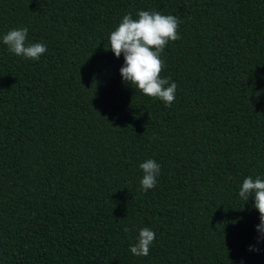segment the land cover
I'll use <instances>...</instances> for the list:
<instances>
[{
  "label": "trees",
  "instance_id": "1",
  "mask_svg": "<svg viewBox=\"0 0 264 264\" xmlns=\"http://www.w3.org/2000/svg\"><path fill=\"white\" fill-rule=\"evenodd\" d=\"M141 10L181 21L161 54L171 106L106 50ZM20 27L39 60L3 43ZM248 176L264 179V0H0V264H264Z\"/></svg>",
  "mask_w": 264,
  "mask_h": 264
},
{
  "label": "clouds",
  "instance_id": "2",
  "mask_svg": "<svg viewBox=\"0 0 264 264\" xmlns=\"http://www.w3.org/2000/svg\"><path fill=\"white\" fill-rule=\"evenodd\" d=\"M180 19L172 14H162L160 11H138L137 17L131 13L123 16L118 27L110 33L109 42L112 53L119 58L122 54L124 64L120 74L125 83L135 85L147 97L159 99L165 105L171 106L176 99L177 84L162 78L164 61L161 58L169 42L181 39L179 33ZM27 27L9 30L2 40L8 50L16 56L31 60H39L47 52L43 43L26 44ZM143 172L140 181L143 190L153 189L161 172V165L153 159H148L139 165ZM254 195L253 207L260 214V223L256 226L260 233L258 242L264 239V179L248 176L243 180L239 197L245 202ZM155 240V232L144 227L139 230L136 242L130 246V252L135 256H148L150 247ZM258 251L259 249H255Z\"/></svg>",
  "mask_w": 264,
  "mask_h": 264
}]
</instances>
